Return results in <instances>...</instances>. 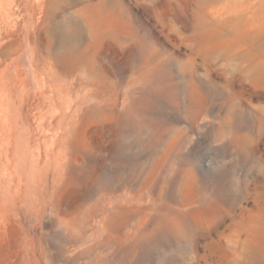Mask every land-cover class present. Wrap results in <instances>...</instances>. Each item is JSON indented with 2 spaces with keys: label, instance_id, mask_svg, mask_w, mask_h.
<instances>
[{
  "label": "rangeland",
  "instance_id": "rangeland-1",
  "mask_svg": "<svg viewBox=\"0 0 264 264\" xmlns=\"http://www.w3.org/2000/svg\"><path fill=\"white\" fill-rule=\"evenodd\" d=\"M2 5L0 264H264V0Z\"/></svg>",
  "mask_w": 264,
  "mask_h": 264
},
{
  "label": "bare ground",
  "instance_id": "bare-ground-1",
  "mask_svg": "<svg viewBox=\"0 0 264 264\" xmlns=\"http://www.w3.org/2000/svg\"><path fill=\"white\" fill-rule=\"evenodd\" d=\"M3 8V5H2V0H0V10ZM1 189H0V194H1ZM1 199H0V205H1V201L3 202V199H2V197H0Z\"/></svg>",
  "mask_w": 264,
  "mask_h": 264
}]
</instances>
